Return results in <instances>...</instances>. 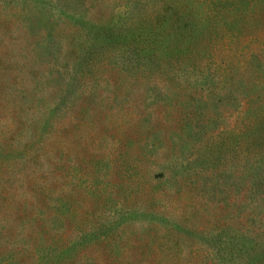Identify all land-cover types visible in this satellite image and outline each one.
Masks as SVG:
<instances>
[{
  "label": "rangeland",
  "instance_id": "obj_1",
  "mask_svg": "<svg viewBox=\"0 0 264 264\" xmlns=\"http://www.w3.org/2000/svg\"><path fill=\"white\" fill-rule=\"evenodd\" d=\"M136 63L151 71L135 73ZM20 75L28 96L55 82L56 101L82 93L83 114L57 137L66 172L46 182L70 204L72 235L100 215L112 224L100 233L145 238L147 251L179 239L177 264L236 251L220 231L227 212L234 227L249 224L234 217L255 159L246 99L264 102V0H0V136L17 117L9 83ZM249 141L259 150L264 137ZM26 198L36 203L32 189Z\"/></svg>",
  "mask_w": 264,
  "mask_h": 264
},
{
  "label": "trees",
  "instance_id": "obj_2",
  "mask_svg": "<svg viewBox=\"0 0 264 264\" xmlns=\"http://www.w3.org/2000/svg\"><path fill=\"white\" fill-rule=\"evenodd\" d=\"M95 64L86 63L84 66L93 73L94 69L102 66L94 68ZM164 64L171 69L170 61ZM74 65L82 66L80 63ZM132 65L135 73L142 76L151 71V64L148 68L138 63ZM75 79L79 80L78 77ZM9 84L13 95L11 114L16 113L17 117L8 129V135L0 136V264H177L181 256L177 247L179 239L161 244L165 246L163 249L147 251L145 238L139 237L135 241L122 238L114 233L115 229L118 230L116 227L100 233L102 224L112 225L110 220L100 215L93 218L90 226L87 219H82L84 228L78 226L76 235H72L75 215L70 204L64 193L55 192L54 182H46L57 171L63 175V171L66 172L63 162L69 156L68 149L59 146L57 137L66 135L70 122L78 120L76 115L83 114L82 93L69 102L56 101L53 99L55 87L63 82H55L50 90L29 96L22 75L14 76ZM44 88L46 86L39 91ZM256 101L247 96L245 140L248 146L245 149L255 159L246 163V177L240 189L241 198L244 201L249 198L253 204L243 207L245 203L242 201V209L234 217L237 220L243 212L249 224L246 229L234 227L230 222L234 211L227 212L230 223H226L220 235L225 231L229 235L230 246L236 251L228 253L217 249L210 264H264V142L259 150H254L250 148L252 144L249 141L255 136L264 137V102ZM61 104L57 117L46 120V111L53 107L57 109ZM51 151L54 155L49 154ZM27 189L34 191L36 203L33 205L26 198ZM240 202H236L237 206L234 204V210ZM170 224L176 234H194L193 230L178 222ZM76 237L79 239L74 242ZM91 246L96 248L87 250Z\"/></svg>",
  "mask_w": 264,
  "mask_h": 264
}]
</instances>
